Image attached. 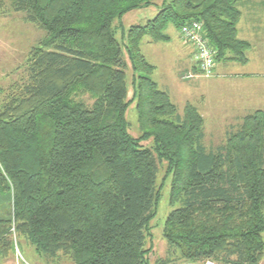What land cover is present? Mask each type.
<instances>
[{
  "label": "trees",
  "instance_id": "1",
  "mask_svg": "<svg viewBox=\"0 0 264 264\" xmlns=\"http://www.w3.org/2000/svg\"><path fill=\"white\" fill-rule=\"evenodd\" d=\"M244 1L163 0L123 45L115 21L152 0H0V13H23L46 30L22 64V82L0 102V212L8 209L0 216L1 257L11 258L24 237L48 260L63 252L75 264H150L148 231L166 161L169 257L155 264L261 263L264 111L208 147L199 109H179L141 50L145 37L168 41L169 24L200 21L216 61L247 62L250 42L238 29ZM132 100L138 138L126 117ZM149 139L153 149L141 144Z\"/></svg>",
  "mask_w": 264,
  "mask_h": 264
},
{
  "label": "rangeland",
  "instance_id": "2",
  "mask_svg": "<svg viewBox=\"0 0 264 264\" xmlns=\"http://www.w3.org/2000/svg\"><path fill=\"white\" fill-rule=\"evenodd\" d=\"M9 1L4 0L7 5H9ZM152 1L149 6L131 10L121 19L115 21V35L120 43L124 45L128 30L132 25L145 24L157 15L163 0ZM5 13H0V102L5 101L7 96L15 90L16 84L22 82L26 74V68L23 65L29 52L39 46L40 41L46 36V30L26 22L23 13ZM255 13L264 18V0H245L242 6V16L244 14L247 21H252ZM166 33L170 35L168 41L151 42L148 37L141 41L143 54L150 63L156 66L152 76L159 88L169 93L172 101L181 111L187 103H192L199 109L205 120V144L208 147H216L225 141L228 131L236 130L244 117L256 110L247 109L244 111L243 105L240 104L232 106V103L238 99L240 103L245 104L244 101H246L240 93L242 92L241 88L237 92L231 90L234 86H232L233 82L226 80L225 83L214 85L208 80L213 74L208 76L199 74L196 63L195 67H191L190 58L188 57L189 61L187 62L186 57L189 53L188 48L194 50V46L185 41L181 29L169 24ZM127 75L129 97L131 98L133 95L131 68L127 70ZM261 88L264 92V84L261 85ZM83 98L92 102L88 94L83 95ZM136 103V100L131 101L126 117L129 122L130 134L138 138L140 131ZM141 144L146 148L153 149L155 142L153 139H149L142 141ZM171 181L172 173L168 172L167 162L164 161L160 164L157 182L161 190V198L157 205L156 215L150 223L147 238V246L152 247L148 255L150 264H155L159 258L167 259L169 257L168 244L163 230L168 214L173 208L170 204ZM7 211V207H3L0 216H5ZM17 241L19 250L15 246L11 258L8 259L0 256V264H75L70 256L63 252H59L54 259L48 260L44 255L36 252L28 239L18 237ZM172 257L175 258L176 255L173 254Z\"/></svg>",
  "mask_w": 264,
  "mask_h": 264
},
{
  "label": "crops",
  "instance_id": "3",
  "mask_svg": "<svg viewBox=\"0 0 264 264\" xmlns=\"http://www.w3.org/2000/svg\"><path fill=\"white\" fill-rule=\"evenodd\" d=\"M244 9V8H243ZM260 11V10H259ZM252 21H247V17L243 14L238 25L239 37L251 43V47L247 50V62L221 60L216 61L213 75L208 78L212 84L225 83L229 80L232 83L234 92L241 88V95L246 101L239 102V99L232 103L243 105V110L255 109L264 111V92L261 85L264 84V18L254 14ZM263 19V20H262ZM184 42V41H182ZM185 44V43H184ZM187 44V43H186ZM188 46V45H187ZM188 57L190 58L191 67H195L193 59L194 50L188 48ZM185 53V52H184ZM237 94V93H233ZM251 99V101H249ZM239 108V106H238ZM260 264H264V258Z\"/></svg>",
  "mask_w": 264,
  "mask_h": 264
},
{
  "label": "built area",
  "instance_id": "4",
  "mask_svg": "<svg viewBox=\"0 0 264 264\" xmlns=\"http://www.w3.org/2000/svg\"><path fill=\"white\" fill-rule=\"evenodd\" d=\"M181 33L185 41L192 43L194 46V61L198 73L207 76L213 74L216 65L215 51L204 35L202 23L200 21H192L184 24L181 28ZM16 249L19 250L17 245ZM207 264L216 263L207 262Z\"/></svg>",
  "mask_w": 264,
  "mask_h": 264
}]
</instances>
